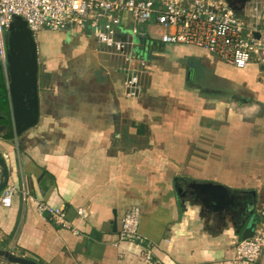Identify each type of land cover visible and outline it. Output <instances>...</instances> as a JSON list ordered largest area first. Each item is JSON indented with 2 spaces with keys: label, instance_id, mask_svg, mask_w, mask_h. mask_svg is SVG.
Wrapping results in <instances>:
<instances>
[{
  "label": "crops",
  "instance_id": "0c3cea01",
  "mask_svg": "<svg viewBox=\"0 0 264 264\" xmlns=\"http://www.w3.org/2000/svg\"><path fill=\"white\" fill-rule=\"evenodd\" d=\"M251 1L237 12L247 23ZM46 31L65 37L64 56L39 57V124L18 137L9 95L2 111L11 122L1 125L0 153L19 192L10 208L0 203V247L43 264H232L248 221L264 229V65L237 69L199 48L138 37L145 64L136 66L139 94L128 97L126 75L90 30ZM183 179L237 192L216 211L200 195L180 198L176 183L190 189ZM40 204L63 209L68 225ZM133 207L152 261L137 244H118Z\"/></svg>",
  "mask_w": 264,
  "mask_h": 264
},
{
  "label": "built area",
  "instance_id": "2783aa9c",
  "mask_svg": "<svg viewBox=\"0 0 264 264\" xmlns=\"http://www.w3.org/2000/svg\"><path fill=\"white\" fill-rule=\"evenodd\" d=\"M249 12L247 23L226 0H0V70L7 75V33L16 16L27 22L34 36L45 30L79 27L90 30L98 44L115 57L118 69L126 75V96L136 97L140 92L136 66L145 64L135 51L138 37L199 48L237 69L253 63L264 65L262 0L251 1ZM149 28L161 30L159 36L156 38ZM18 192L17 186L7 185L0 203L10 208ZM38 211L68 225L63 209L40 204ZM78 214L88 217L84 209ZM140 220L138 207L128 210L118 244H137L143 258L152 261V246L139 232ZM263 250L264 229L259 226L251 238L237 243L232 264H257Z\"/></svg>",
  "mask_w": 264,
  "mask_h": 264
},
{
  "label": "water",
  "instance_id": "95a60500",
  "mask_svg": "<svg viewBox=\"0 0 264 264\" xmlns=\"http://www.w3.org/2000/svg\"><path fill=\"white\" fill-rule=\"evenodd\" d=\"M226 1L233 10L238 12L249 0ZM236 3H240V7H237ZM7 56L8 73L7 78L5 75L3 78L7 81L6 85L8 84L6 92L10 98L14 130L20 137L39 124L42 103L39 90L40 62L37 42L27 22L19 16L14 18L7 33ZM202 91L209 92L205 88ZM181 181L190 189L176 183L175 187L180 198L200 195L209 200L216 211L222 210L228 196L237 192L226 185L209 180L183 179ZM8 183V166L0 153V197ZM256 223V216L248 221L247 228L242 233V240L253 236ZM0 259L9 264H43L2 247H0Z\"/></svg>",
  "mask_w": 264,
  "mask_h": 264
},
{
  "label": "rangeland",
  "instance_id": "374dc122",
  "mask_svg": "<svg viewBox=\"0 0 264 264\" xmlns=\"http://www.w3.org/2000/svg\"><path fill=\"white\" fill-rule=\"evenodd\" d=\"M128 30H129V28L127 29V33H128ZM148 30L156 38L159 36L160 31H161V30H158L155 28H152V29L149 28ZM46 32H51V31H46ZM47 34H51V33H47ZM64 39H65V37L63 35L53 37L51 35H46L44 33L39 32L37 35H35V40H36L37 46H38L39 57L45 62H48L50 59H54V58H56V59L60 58L61 59L64 56V49L60 48V46H61V44H63ZM66 44H69V42H66ZM141 51H142V49H141ZM154 51L159 52L162 50L160 47H157V48H154ZM67 52H68V50H67ZM258 67H260V65ZM40 72H41L42 79H45L46 72H45V66L44 65L40 66ZM3 77H4V74L2 71H0V121L11 122V118H10L9 113H7V115H4V113L2 112L3 108L5 109L6 105L8 103V101H7L8 94L6 92V87L8 84L6 85L7 81H6V79L4 80ZM6 78H7V75H6ZM43 87H44V85L42 84V88ZM52 88L55 89V87H52ZM223 99H226L227 100L226 103H229L228 101L230 99L225 98V97ZM220 100H221L220 98L217 99V104ZM208 106H211V105L209 104ZM234 106H236V108H238L239 104L235 103ZM218 107L223 109L221 102L218 104ZM7 117H9V118L7 119ZM237 199L238 198H236V200ZM239 199H241V198H239ZM0 264H9V263L5 260L0 259Z\"/></svg>",
  "mask_w": 264,
  "mask_h": 264
},
{
  "label": "flooded vegetation",
  "instance_id": "af4514ba",
  "mask_svg": "<svg viewBox=\"0 0 264 264\" xmlns=\"http://www.w3.org/2000/svg\"><path fill=\"white\" fill-rule=\"evenodd\" d=\"M39 69H40V68H39ZM200 90L202 91V89H200ZM4 123H5L4 121H0V131H2V129H1L2 127H1V125L4 126Z\"/></svg>",
  "mask_w": 264,
  "mask_h": 264
},
{
  "label": "trees",
  "instance_id": "16d2710c",
  "mask_svg": "<svg viewBox=\"0 0 264 264\" xmlns=\"http://www.w3.org/2000/svg\"><path fill=\"white\" fill-rule=\"evenodd\" d=\"M1 71V70H0ZM7 122H9V121H7ZM10 136H12V134H10ZM9 135H8V137H10Z\"/></svg>",
  "mask_w": 264,
  "mask_h": 264
}]
</instances>
